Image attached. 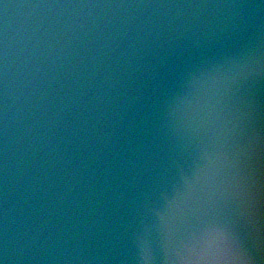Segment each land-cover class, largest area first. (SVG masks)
<instances>
[{
    "label": "clouds",
    "instance_id": "9594fccd",
    "mask_svg": "<svg viewBox=\"0 0 264 264\" xmlns=\"http://www.w3.org/2000/svg\"><path fill=\"white\" fill-rule=\"evenodd\" d=\"M5 10L12 7L3 4ZM73 9H152L127 17L69 15L28 24L10 70L7 27L0 50V264H126L116 251L125 214L157 155L153 97L181 76L184 93L167 129L194 143L196 166L181 171L154 210L158 224L130 233L134 264H196L172 237V220L231 174L249 197L254 243L221 264H261L264 114L251 86L264 79V0L65 4ZM245 89H248L246 92ZM10 177L13 193L10 203ZM163 234L158 257L153 231ZM115 253V254H110ZM75 254V255H73Z\"/></svg>",
    "mask_w": 264,
    "mask_h": 264
},
{
    "label": "water",
    "instance_id": "95a60500",
    "mask_svg": "<svg viewBox=\"0 0 264 264\" xmlns=\"http://www.w3.org/2000/svg\"><path fill=\"white\" fill-rule=\"evenodd\" d=\"M45 2V10L39 12L41 15V21L47 12L51 9L56 12V18H67L69 15H99L101 18L125 16L127 17L130 12L137 14H148L152 12V9H73L64 7H55V5L65 4H108V3H145V2H165V0H43ZM31 2L34 0H13V6L16 7V12H11L4 22L7 27V45L9 50L10 70L14 71L15 65L19 61L20 57V38L23 34L24 28L30 24L35 23L28 15L31 10ZM175 2V0H172ZM245 3L256 4L258 0H243ZM20 15V17H19ZM258 30L261 35L264 36V16L258 18L257 23ZM4 29L0 28V50L3 47L4 41ZM186 80L177 75L171 78V83L161 89L154 97L155 104L149 109L152 114V127L150 135L156 133V144L159 147L156 149L157 155L150 162L147 171L144 173V179L140 187L136 191L135 204L131 210L125 214V221L120 228L121 232L127 231L129 235L123 236L117 252L127 256L126 264H134L135 248L131 242L130 233L143 224L156 225L158 220L154 214V210L158 209L161 212L170 211L165 205L166 197L171 196L176 187L180 183L181 171L190 172L189 165L196 159L197 148L194 143L182 140L178 136H173L167 129L170 127L169 121V108L176 103L178 96L182 95L185 90ZM247 92L248 89H245ZM251 95L254 98L256 104L259 106L261 113L264 114V79L258 83H253L251 86ZM13 180L10 177V203L16 198L19 189H16V193H13ZM0 199H2V180H0ZM201 211H211L219 213L227 218L232 213V204L227 197H220L214 205L201 208V203H195L194 206L185 210L184 214L173 219L169 227L172 231L182 227L186 218L193 214H198ZM163 234L154 229L153 231V244L154 249L158 257L163 256ZM251 246V245H250ZM252 247V246H251ZM115 254V253H110ZM75 255V254H73ZM46 264H54L52 261L46 262ZM63 264H79V261H75L70 258L69 261H64ZM261 264H264V260H261Z\"/></svg>",
    "mask_w": 264,
    "mask_h": 264
},
{
    "label": "snow or ice",
    "instance_id": "6c2138e0",
    "mask_svg": "<svg viewBox=\"0 0 264 264\" xmlns=\"http://www.w3.org/2000/svg\"><path fill=\"white\" fill-rule=\"evenodd\" d=\"M195 166L196 161L193 160L189 167L192 170ZM215 185V191L201 199V208L214 205L218 198L224 196L232 204V213L225 218L219 213L201 211L186 218L182 227L172 231L173 239L185 245L197 258L196 264H221V258L230 251L250 249L254 243L250 197L241 193L240 178L221 174ZM261 240L264 242V200L261 204Z\"/></svg>",
    "mask_w": 264,
    "mask_h": 264
}]
</instances>
